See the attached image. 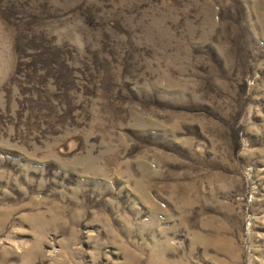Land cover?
Segmentation results:
<instances>
[{
    "label": "rangeland",
    "instance_id": "obj_1",
    "mask_svg": "<svg viewBox=\"0 0 264 264\" xmlns=\"http://www.w3.org/2000/svg\"><path fill=\"white\" fill-rule=\"evenodd\" d=\"M0 264H264V0H0Z\"/></svg>",
    "mask_w": 264,
    "mask_h": 264
}]
</instances>
